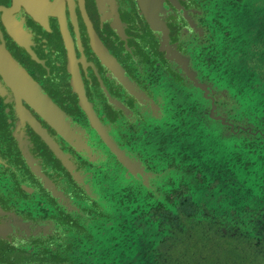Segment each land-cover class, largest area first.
I'll use <instances>...</instances> for the list:
<instances>
[{
  "label": "flooded vegetation",
  "instance_id": "flooded-vegetation-1",
  "mask_svg": "<svg viewBox=\"0 0 264 264\" xmlns=\"http://www.w3.org/2000/svg\"><path fill=\"white\" fill-rule=\"evenodd\" d=\"M196 222L264 250V0H0V264Z\"/></svg>",
  "mask_w": 264,
  "mask_h": 264
},
{
  "label": "rangeland",
  "instance_id": "rangeland-1",
  "mask_svg": "<svg viewBox=\"0 0 264 264\" xmlns=\"http://www.w3.org/2000/svg\"><path fill=\"white\" fill-rule=\"evenodd\" d=\"M188 229L190 234L177 231L159 244L160 264H264L261 244L258 248L252 240L246 244L241 238L205 234L198 222Z\"/></svg>",
  "mask_w": 264,
  "mask_h": 264
},
{
  "label": "trees",
  "instance_id": "trees-1",
  "mask_svg": "<svg viewBox=\"0 0 264 264\" xmlns=\"http://www.w3.org/2000/svg\"><path fill=\"white\" fill-rule=\"evenodd\" d=\"M158 264H160V262H158Z\"/></svg>",
  "mask_w": 264,
  "mask_h": 264
},
{
  "label": "water",
  "instance_id": "water-1",
  "mask_svg": "<svg viewBox=\"0 0 264 264\" xmlns=\"http://www.w3.org/2000/svg\"><path fill=\"white\" fill-rule=\"evenodd\" d=\"M153 264V263H152Z\"/></svg>",
  "mask_w": 264,
  "mask_h": 264
}]
</instances>
